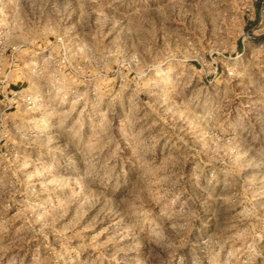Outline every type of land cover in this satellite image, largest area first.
I'll use <instances>...</instances> for the list:
<instances>
[{
    "label": "rangeland",
    "instance_id": "obj_1",
    "mask_svg": "<svg viewBox=\"0 0 264 264\" xmlns=\"http://www.w3.org/2000/svg\"><path fill=\"white\" fill-rule=\"evenodd\" d=\"M0 29L36 98L0 96V264H264V0H0Z\"/></svg>",
    "mask_w": 264,
    "mask_h": 264
},
{
    "label": "built area",
    "instance_id": "obj_2",
    "mask_svg": "<svg viewBox=\"0 0 264 264\" xmlns=\"http://www.w3.org/2000/svg\"><path fill=\"white\" fill-rule=\"evenodd\" d=\"M9 48L10 47L7 46L5 32L3 29H0V58L9 50ZM13 49L16 48L13 47ZM12 66L13 65L10 64L8 68H3L0 65V96L10 103V108H15L20 104L31 107L36 101V98L32 93H23V91L10 89V86L5 84L8 80Z\"/></svg>",
    "mask_w": 264,
    "mask_h": 264
}]
</instances>
